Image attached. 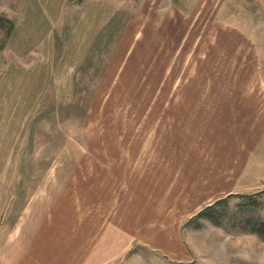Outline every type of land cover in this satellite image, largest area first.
<instances>
[{
	"label": "rangeland",
	"instance_id": "obj_1",
	"mask_svg": "<svg viewBox=\"0 0 264 264\" xmlns=\"http://www.w3.org/2000/svg\"><path fill=\"white\" fill-rule=\"evenodd\" d=\"M229 90L264 91V0H0V235L44 202L100 264H264V184L210 167Z\"/></svg>",
	"mask_w": 264,
	"mask_h": 264
},
{
	"label": "crops",
	"instance_id": "obj_2",
	"mask_svg": "<svg viewBox=\"0 0 264 264\" xmlns=\"http://www.w3.org/2000/svg\"><path fill=\"white\" fill-rule=\"evenodd\" d=\"M210 97L218 98L213 103L224 111L213 114L207 122L229 128L228 139L216 144L221 147L229 144V153L220 149L221 156L210 161V167L229 171V176L216 177L217 182L229 185V193L246 192L245 187L251 181L263 185L264 91L229 90ZM254 138L257 140L252 141ZM253 155L259 160L250 161ZM52 204L31 203L16 232L8 239L0 235V264H100L95 255L91 256L89 229L86 227L83 234H71L67 227V219L74 218L77 209L72 210L74 214L64 213L56 211ZM69 243L76 250L67 249Z\"/></svg>",
	"mask_w": 264,
	"mask_h": 264
},
{
	"label": "trees",
	"instance_id": "obj_3",
	"mask_svg": "<svg viewBox=\"0 0 264 264\" xmlns=\"http://www.w3.org/2000/svg\"><path fill=\"white\" fill-rule=\"evenodd\" d=\"M199 216H205L207 218H211L213 219L215 222H216V219L212 216L211 213H208L206 211V209H203L201 210L199 213H198ZM251 230L253 232H255L256 234H258L259 236H261L262 238H264V220H258L256 222H254L252 225H251Z\"/></svg>",
	"mask_w": 264,
	"mask_h": 264
}]
</instances>
